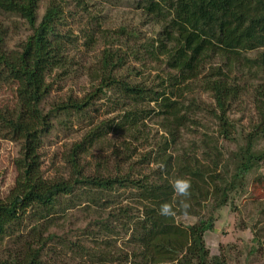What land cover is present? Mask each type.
I'll use <instances>...</instances> for the list:
<instances>
[{
	"label": "trees",
	"instance_id": "trees-1",
	"mask_svg": "<svg viewBox=\"0 0 264 264\" xmlns=\"http://www.w3.org/2000/svg\"><path fill=\"white\" fill-rule=\"evenodd\" d=\"M38 2L0 0L1 12L16 14L32 30L16 54L3 50L0 38V79L14 81L17 94L13 109L0 110V133L21 143L20 157L15 162V184L4 199L0 194V237L12 234L13 226H19L24 215L28 218L31 214L38 221L59 212V205H63L65 198L73 201L77 192L78 196H85L86 208L96 209L99 218L94 223L100 221L97 224L100 230L105 229L109 233L115 229L130 230V251L116 249L115 253L101 252L97 260L94 252H88L91 264L109 263L121 257L124 264H227L223 255L211 260L205 244V233L213 228L212 218H198L193 224L183 225L176 221V217L199 216L211 198L214 201L212 207L216 209L226 205L230 193L242 186L247 175L264 161V148L260 152L254 151L255 141H264V51H257L264 48V0H144L140 7L153 22L161 25L158 38L138 49L127 45L124 52L106 41L95 67L88 73L91 71L92 81L97 83L100 79L95 85V93L112 88L119 98L129 102L121 120L114 124L116 129L127 132L134 139L136 133H143L139 125L144 128L146 118L152 115L157 119L165 132L161 136V144L158 139L161 146L148 150L137 162L148 164L152 160L156 169L143 173L142 168L134 169L132 164L135 161L128 163L127 172L122 173L118 162L115 173L109 172L105 176L82 174L79 163L81 153H87V145H92L96 138L108 132L101 131L103 126H98L89 130L81 141L72 144L67 153L68 176L53 179L44 178L40 169V137L51 127V119L40 109V102L48 93L44 83L45 71L47 67L58 66L62 60L63 42L67 36L59 31L62 13L56 5L47 7L37 22ZM193 16H199L204 22L189 24L193 22ZM108 32L103 35L110 36ZM133 40L136 41V38ZM129 48L131 55L137 56L136 59L146 55L149 61L161 62L166 79L160 77L159 84L150 85L145 80L136 81V76L131 73L138 72L128 61ZM252 51H257L255 56L247 54ZM214 60L218 61L217 64H213ZM239 68L257 81L253 85L257 122L242 137L245 144L234 153L230 174L225 166L218 170L224 154L217 143H202L201 148L205 152L203 160L194 152L190 154L178 150L177 144L182 139V131L200 123V119L193 114L200 106L196 105L194 97L185 96L194 88L210 93L212 105L205 106V110L216 119L219 135L231 138L235 128L228 117L232 100L243 87L248 89L250 86L238 83L233 73L239 72ZM95 93L81 101L69 97L53 109L66 114L72 110L82 111ZM150 102H154L155 107L149 108ZM112 124L107 125V129H111ZM157 138L154 136L155 140ZM134 150L127 149L129 153L117 152L116 155L126 163ZM177 178L191 180L189 207L186 213L181 210L175 217L166 218L159 214L160 205L182 199L176 196L171 186ZM119 189L131 191L137 204V214L132 212L131 207L108 212L116 220L126 217V222L119 223L120 227L105 222L109 216L107 214L104 220L102 208L108 202L101 201L109 199L106 193ZM73 205L76 203L70 204ZM39 243L38 248L27 250L21 259L13 256L0 264H46L39 258L44 247L42 239ZM118 251L124 252L123 256H116Z\"/></svg>",
	"mask_w": 264,
	"mask_h": 264
},
{
	"label": "rangeland",
	"instance_id": "rangeland-1",
	"mask_svg": "<svg viewBox=\"0 0 264 264\" xmlns=\"http://www.w3.org/2000/svg\"><path fill=\"white\" fill-rule=\"evenodd\" d=\"M143 3L144 0H39L36 10L37 22L41 20L47 7L56 5L62 13L59 31L67 36L63 42L62 60L58 66L47 67L44 75L48 93L41 99L40 109L51 119L50 129L40 137V169L44 178L67 177L70 172L67 153L72 144L81 141L89 130L98 126H103L101 131L108 132L105 136L96 138L92 145H87V153H81L79 163L82 165V174L105 176L109 172L115 173V164L118 162L122 173L127 172L128 163L135 161L132 164L134 169L142 168L140 170L143 173H151L152 169H156V164L152 160L148 164L137 162L148 150L161 146L163 140L161 136L165 135V132L156 122L157 119L152 115L146 118L145 127L139 125L143 133L134 135L139 139H131L127 132L114 127V124L121 120L123 111L128 109L129 102L119 98L112 88H104L102 93H95V85L100 79L97 83L90 79V72L106 46V41L112 42L114 47L124 52L127 45L138 49L139 46L150 44L152 39L155 41L158 38L162 30L161 25L153 22L145 14L140 7ZM192 21L189 24L204 22L199 16H193ZM107 30L110 31L108 32L110 36L103 35ZM129 32L133 33L129 35ZM31 34V28L23 19L16 14L0 11V38L2 48L7 53H18ZM113 34L116 37L112 36ZM106 37L110 38L105 39ZM134 37L136 41L133 40ZM257 51H264V48ZM257 51L247 54L255 56ZM128 54L129 63L138 72L131 73L136 76V81L145 80L148 85L159 84L160 77H166L164 65L158 60L149 61L146 55L136 59L137 56L131 55L130 48ZM217 62L214 60L213 64ZM89 70L91 71L88 73ZM237 72L233 74L237 76L238 83L241 86L245 83L250 86L248 89L243 87L241 93L232 100L228 117L235 128L231 138L225 139L219 135L216 119L205 110V106L212 105L210 93L194 88L185 96L194 97L196 105L200 106L198 111L193 113L200 119V123L182 131V139L177 144L178 150L188 151L190 154L194 152L203 160L205 152L203 147L201 148L202 143L206 141L210 144L217 143L224 154L223 166L221 163L218 170L225 166L230 174L234 166V153L245 144L242 137L252 130L257 122L253 93V85L257 81L240 68ZM122 73L124 74V71ZM93 93L96 95L82 111L72 110L66 114L53 109L57 103L65 102L69 97L81 101ZM16 103V83L9 79H0V110H11ZM150 107H155V103L150 102ZM111 123L112 128L107 129L106 126ZM3 135L4 133H0V194L4 199L15 184L17 176L15 162L20 157L21 143L20 140L5 138ZM154 136L158 137L157 140ZM255 142L254 151H262L264 141ZM127 143H130V148ZM133 148L135 150L126 163L116 155L117 152L129 153L126 150ZM76 194L73 201H68L66 197L63 205H59L60 211L45 219L37 221L31 214L28 218L24 215L21 224L13 226L12 234L0 237V262L13 256L21 259L27 250L38 248L41 239L44 247L39 258L46 264H91L90 257L86 254L88 252H94L97 260L101 252L130 251L132 247L129 243L130 230L127 232L115 229L110 233L105 229L100 230L97 226L100 221L94 223L99 218L96 216V209L86 208L85 196H78L77 192ZM106 195L109 199L101 200L108 202L106 207L102 208L104 220L107 219V214L109 216V211L117 208L131 207L132 212L137 214V204L131 191L119 189ZM73 203L76 205L70 206ZM212 205L214 201L211 198L205 203L199 216H177L176 221L190 225L199 219H213V228L207 230L204 236L211 260L223 255L227 264H264V161L247 175L242 186L230 193L226 205L217 209ZM61 206L70 207L62 209ZM122 221L126 222V217L116 220L109 216V220L105 222L119 226ZM50 235L53 237L49 238ZM118 253L116 256H123L122 251ZM110 262L124 264L122 257Z\"/></svg>",
	"mask_w": 264,
	"mask_h": 264
},
{
	"label": "clouds",
	"instance_id": "clouds-1",
	"mask_svg": "<svg viewBox=\"0 0 264 264\" xmlns=\"http://www.w3.org/2000/svg\"><path fill=\"white\" fill-rule=\"evenodd\" d=\"M173 191L176 193V196L180 199L178 202L173 201L172 203H163L159 207V214L163 217H175L178 211L183 210L185 213L189 207L188 199L191 196L192 183L190 179L186 178H177L172 182ZM177 203L179 207H177Z\"/></svg>",
	"mask_w": 264,
	"mask_h": 264
}]
</instances>
